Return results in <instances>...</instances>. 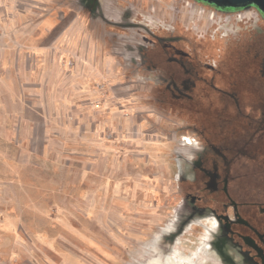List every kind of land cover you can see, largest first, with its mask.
<instances>
[{"label":"rangeland","instance_id":"rangeland-1","mask_svg":"<svg viewBox=\"0 0 264 264\" xmlns=\"http://www.w3.org/2000/svg\"><path fill=\"white\" fill-rule=\"evenodd\" d=\"M96 1L98 19L80 0H0V48L26 78L32 55L41 81L2 100L21 102L30 124L0 137V264H127L154 236L202 264L212 238L189 216L178 157L224 110H264V18L194 0Z\"/></svg>","mask_w":264,"mask_h":264},{"label":"flooded vegetation","instance_id":"flooded-vegetation-1","mask_svg":"<svg viewBox=\"0 0 264 264\" xmlns=\"http://www.w3.org/2000/svg\"><path fill=\"white\" fill-rule=\"evenodd\" d=\"M194 1L215 10L226 9ZM79 3L80 11L98 19L96 0ZM120 21L126 24L121 18ZM216 111L213 110L212 121L219 115ZM240 123L242 132L234 131L235 124ZM216 125L213 128L212 123L211 133H204L202 145L187 144L188 155L178 157L189 165L183 173L188 178L185 185L189 186L186 189L189 216L197 218L190 222L200 226L199 220L204 218L208 222L204 229L208 238H212L211 245L208 242L203 245L204 252L190 255L197 259L199 252L208 259L202 264H220L217 259L221 264H264V110H224ZM174 233L171 232L174 239L163 240V244L175 245L178 239ZM199 238L204 240V236ZM199 238L196 240L201 242ZM158 243L157 236L147 240L129 255L127 264H175L177 258L183 264H194L188 257H177L173 248L160 250Z\"/></svg>","mask_w":264,"mask_h":264},{"label":"crops","instance_id":"crops-1","mask_svg":"<svg viewBox=\"0 0 264 264\" xmlns=\"http://www.w3.org/2000/svg\"><path fill=\"white\" fill-rule=\"evenodd\" d=\"M0 52V130H3L0 137L7 138L10 131L14 130V127L11 126L18 125L20 133V130H23V126L29 125L30 121L22 116L23 112L25 111L26 113L28 110L22 106L21 102L18 105L19 102L17 101V105L15 107L12 105H5L2 100L9 99L11 100V103H14V100H21L23 97H26V81L32 83L31 85L35 86L36 89H39L41 81L36 69L38 61L32 57V55V70L29 76H27V78L29 77V80H27V74L22 75L21 70H19L20 76L16 75V69H19L20 66L15 65V61L12 62L10 59H7L6 51L0 48ZM19 59H21L20 55ZM32 111L33 110H29L30 113H33Z\"/></svg>","mask_w":264,"mask_h":264},{"label":"water","instance_id":"water-1","mask_svg":"<svg viewBox=\"0 0 264 264\" xmlns=\"http://www.w3.org/2000/svg\"><path fill=\"white\" fill-rule=\"evenodd\" d=\"M202 1L226 8H244L250 5H254L264 16V0H202Z\"/></svg>","mask_w":264,"mask_h":264}]
</instances>
